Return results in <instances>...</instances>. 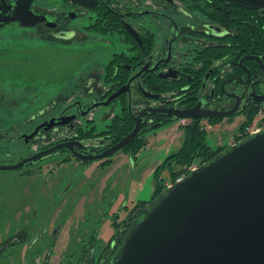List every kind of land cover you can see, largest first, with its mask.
<instances>
[{
	"label": "flooded vegetation",
	"instance_id": "af4514ba",
	"mask_svg": "<svg viewBox=\"0 0 264 264\" xmlns=\"http://www.w3.org/2000/svg\"><path fill=\"white\" fill-rule=\"evenodd\" d=\"M31 6L38 14L27 18L25 24L19 20L0 24V165L24 162L19 168H0V179L6 171L18 172L28 189L24 197L30 191L32 177L53 174L73 159L82 164L91 162L74 156L67 148L35 155L66 141H81L86 147L80 150L84 154L107 150L120 141L114 143L111 131L117 124L121 127L127 123L126 113L133 122L132 129L136 117L147 121L140 134L145 135L155 129L152 125L163 124L164 120H194L175 119L150 109L233 111L229 116L196 118L204 125L214 120L212 125L217 127L240 116L245 120L255 107L264 105L261 9L222 0H97L90 7H80L72 0H34ZM76 41L81 45L103 42L108 50L98 55L92 47L84 48L83 67L75 74L74 82L48 96L44 54L49 42L64 50ZM101 57L105 60H99ZM38 59L43 66L40 76L33 69ZM110 97L108 104L83 114L92 104ZM61 121L65 124H59ZM87 133L91 136H85ZM245 138L237 132L231 141L221 140L216 146L227 148ZM124 147L94 161L101 165L111 161V166L120 151L132 156ZM63 152L69 155L63 156ZM30 203L23 208L31 216L16 213L22 225L0 241V261L10 255V247L29 244L30 248L37 245L31 264H53L47 241L57 242L63 226L55 225L48 235L49 226L36 231ZM1 224L9 230L13 225L10 220L0 219ZM126 229L127 224L98 257L97 247H92L86 262L95 258V264H105L120 248Z\"/></svg>",
	"mask_w": 264,
	"mask_h": 264
},
{
	"label": "water",
	"instance_id": "95a60500",
	"mask_svg": "<svg viewBox=\"0 0 264 264\" xmlns=\"http://www.w3.org/2000/svg\"><path fill=\"white\" fill-rule=\"evenodd\" d=\"M33 1L0 0V24L15 20L25 24L27 18L38 14L32 9ZM72 1L80 7H90L97 0ZM222 1L264 11V0ZM126 88L128 85L112 97ZM110 100L111 97L92 104L83 114ZM150 110L175 119L233 113H196L171 107ZM136 121L132 131L100 153L84 154L80 150L86 147L81 141H66L34 158L67 148L82 159H103L144 131L147 121H141L140 116ZM23 165L24 162H19L0 165V168L15 169ZM105 264H264V130L227 147L215 159L167 186L164 194L134 220L121 247Z\"/></svg>",
	"mask_w": 264,
	"mask_h": 264
},
{
	"label": "rangeland",
	"instance_id": "374dc122",
	"mask_svg": "<svg viewBox=\"0 0 264 264\" xmlns=\"http://www.w3.org/2000/svg\"><path fill=\"white\" fill-rule=\"evenodd\" d=\"M75 22L79 23L77 19ZM84 44L81 45L76 41L71 47L66 46L64 50L60 48L58 50L59 44L49 42L47 53L44 54L48 96L55 93L59 87L61 89L63 85L67 87L74 82L75 74L83 67L84 48L92 47L93 52L98 55H104L108 50L103 42L87 41ZM61 54L64 55V59L61 58ZM99 60L104 61L105 58L101 57ZM40 67L43 66L41 59H38L33 63L34 71L39 72L37 76L41 75L43 68ZM256 117L257 114L251 121L252 124ZM243 120L244 118L240 116L234 120L223 121L221 127L219 125L214 127L212 123L202 125L208 131L209 143L215 147L222 141L224 143L231 141ZM187 122L189 121L173 120L148 131L144 135L145 146L135 158L130 155L125 156L120 151L114 157L117 161L111 166L101 165L99 161L82 164L73 159L57 167L53 174L32 177L33 181L29 186L30 191L26 192V197L24 193L28 189L25 180L21 179V175L16 171H6L0 179L2 209L0 219L10 220L13 225L9 230L6 224H1L0 241L9 231L13 234L20 228L22 224L18 215L20 212L24 213V205L31 202L33 220L35 225H38L36 231L49 226L48 235L52 230L50 228H54L55 225L63 226L57 242L51 239L47 241L46 247L54 256L53 264H67L65 262L95 264V258H92V262H86L92 247H97L96 257H98L100 250L112 237L122 233L131 212L143 201H149L153 197L156 170L181 146L183 130L180 125ZM68 155V152H63V156ZM194 163L199 165V160ZM160 176L167 179V183L172 181L168 169H163ZM45 179L49 182L46 183ZM14 194L17 196L12 197L11 195ZM23 215V217L31 216L26 213ZM36 247L37 245H34L30 248L29 244L10 247L8 250L10 255L3 258L0 264H31Z\"/></svg>",
	"mask_w": 264,
	"mask_h": 264
},
{
	"label": "trees",
	"instance_id": "16d2710c",
	"mask_svg": "<svg viewBox=\"0 0 264 264\" xmlns=\"http://www.w3.org/2000/svg\"><path fill=\"white\" fill-rule=\"evenodd\" d=\"M259 106L255 107L249 114H247L244 122L238 128V132L244 133L245 126L251 123ZM126 114L128 116L127 123L123 124L121 127H119L120 125L117 124L112 128V137H115L114 143L126 136L133 127V122L130 115H128V113ZM170 121H173V119L164 120L162 125H165ZM210 122L214 123V120H210ZM180 127L183 130V141L181 146L176 152L171 153L166 158L164 163H162V165L157 168L154 195L151 200L143 201L141 205L137 206V208L131 212L127 221V229L125 231L124 239L130 231L134 220L166 191L167 179L160 176L163 169H168L171 175V180L175 181L183 166H190L197 160H199V165H202L215 159L226 149V146L214 147L209 143L208 131L203 128V125L199 119H194L185 124H181ZM85 136H91V134L87 133ZM243 136L246 137L245 135ZM144 138V135H139L124 147V151L131 154L135 158L140 150L145 146L146 142ZM110 164L111 161L102 162V165L104 166ZM117 235L118 234L114 235L111 240H113V238H115Z\"/></svg>",
	"mask_w": 264,
	"mask_h": 264
},
{
	"label": "built area",
	"instance_id": "2783aa9c",
	"mask_svg": "<svg viewBox=\"0 0 264 264\" xmlns=\"http://www.w3.org/2000/svg\"><path fill=\"white\" fill-rule=\"evenodd\" d=\"M264 121V105L263 107H261L257 113V117L255 118V120L253 121V124L251 123L250 125H248L245 130L243 135H245L246 137L254 135L260 131L264 130V125L263 122ZM199 165L193 163L190 166H185L183 167V171L182 173L176 178L175 181H179L184 179L192 170L196 169ZM175 181H171L170 183H167V186L173 184Z\"/></svg>",
	"mask_w": 264,
	"mask_h": 264
}]
</instances>
